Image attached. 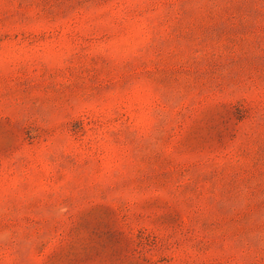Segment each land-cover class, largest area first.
I'll use <instances>...</instances> for the list:
<instances>
[{"label": "rangeland", "instance_id": "rangeland-1", "mask_svg": "<svg viewBox=\"0 0 264 264\" xmlns=\"http://www.w3.org/2000/svg\"><path fill=\"white\" fill-rule=\"evenodd\" d=\"M0 264H264V0H0Z\"/></svg>", "mask_w": 264, "mask_h": 264}]
</instances>
